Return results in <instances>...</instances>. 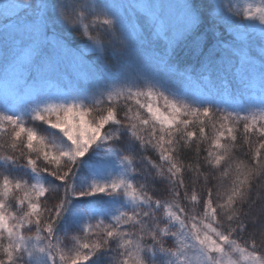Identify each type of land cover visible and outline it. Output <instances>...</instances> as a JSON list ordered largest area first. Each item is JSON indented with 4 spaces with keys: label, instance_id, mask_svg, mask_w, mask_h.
Masks as SVG:
<instances>
[{
    "label": "snow or ice",
    "instance_id": "1",
    "mask_svg": "<svg viewBox=\"0 0 264 264\" xmlns=\"http://www.w3.org/2000/svg\"><path fill=\"white\" fill-rule=\"evenodd\" d=\"M86 5L92 14L89 23L106 26L107 40L89 33L83 12L66 10L59 0L51 3L61 21L82 27V35L90 41L85 54L71 51L50 30L48 0L40 4L21 0L15 15H0V24L14 23L22 31L10 61L20 62L21 93L34 85L35 70L49 49L57 56L70 55L85 62L90 54L103 56L106 43L113 44L114 52H122L136 36L137 25L128 23L131 32L126 34L123 19L101 0H86ZM30 8H37L38 14L20 19ZM222 11L227 15L221 16ZM136 12L165 42L163 53L156 52V58L170 73H177L178 66L172 62L176 40L168 37L175 32L179 39L199 26L201 17L193 10V0H182L176 6L148 0ZM211 12L224 21L220 28L240 45L232 53L236 84L221 81L218 91L225 103L235 102L238 93L242 101L256 76L264 88V0L243 5L215 0ZM253 37L258 41L255 47L250 46ZM206 43V37L201 39L194 54L204 51ZM144 80L143 87L113 85L104 94V102L97 100L93 106L75 102L71 94H65L67 103L52 102L38 92L33 96L47 101L42 106H31L33 96L14 103L30 108L32 120L58 130L70 144L67 150L51 146L21 118L0 112V132L7 135L5 144H0L5 153L0 163L22 167L37 178L30 182L24 175L0 170V264H264V102H248L241 115L211 103L195 106L198 101L174 99L150 77ZM240 122L244 143L237 150L234 125ZM110 125L126 128L151 152L139 158L145 161L142 168L134 167L136 156L119 157L147 179L133 183L121 175L109 182L94 180L84 190L74 188L72 179L80 157L98 141L111 142L109 154L116 149L115 133L105 135ZM208 128L214 129L212 136ZM41 174L61 182L55 197L54 190L39 180ZM97 194L121 195L132 207L118 211L109 222L95 220L96 231L90 240L57 234L56 224L72 197ZM11 200H15V210L9 207ZM33 227L36 243L23 234ZM91 229L87 224L82 231L87 234Z\"/></svg>",
    "mask_w": 264,
    "mask_h": 264
},
{
    "label": "rangeland",
    "instance_id": "2",
    "mask_svg": "<svg viewBox=\"0 0 264 264\" xmlns=\"http://www.w3.org/2000/svg\"><path fill=\"white\" fill-rule=\"evenodd\" d=\"M101 2L105 3L114 14L123 19L125 23L122 27L126 30V34L131 32L128 23L137 25V34L130 40L128 47L122 52L116 53L112 50L113 44H105L106 52L103 56L90 54L87 56L85 62H82L79 58H72L70 55L57 56L54 50L49 49L45 53V59L40 62V66L35 70V76L33 77L34 85L23 88L22 93L23 81L21 79L20 62H10L12 54H14L20 44L22 31L13 23L0 33V112L21 118L27 126L33 127L39 134L43 135L51 146L63 150V143L55 129L48 127L43 122L32 120L30 108L24 109L14 103L25 101L38 92L40 97L49 96L52 102L67 103L68 98L65 94H71L75 102H80L85 106H93L97 100L101 101V103L104 102V94L113 85L143 87L145 76L150 77L161 91L174 99L184 100L187 103H193L194 100L198 101L195 106L211 103L212 107L224 108L225 111H240L241 115H243L247 109L248 102L256 104L264 102V88L260 87L258 76L255 77L251 92L246 91L243 93L242 101L240 100L239 93L237 94L236 101L233 103H225L224 98L220 96L218 89L221 81L228 80L234 85L236 84L233 75L236 58L232 53L240 45L238 42L233 41L229 34H226L219 28L222 21L219 17H214L210 9L207 10L200 5L198 6L200 10L193 8L195 12L201 13L208 23L211 22L215 29L220 30L222 35L220 37H224L222 42H220V46L224 50L225 67L229 73L228 76H224L222 79H217L216 77L212 79L207 75H195V77L188 71V68L179 67L176 63L179 69L177 73H170L164 67L162 62L156 58L155 53L158 51L163 53L165 42L155 36L150 23L145 20L143 15L136 12V9L141 8L148 0H101ZM151 2L166 6H176L182 0H151ZM184 2L187 3V0H184ZM235 2L243 5L244 3L256 4L259 1L235 0ZM36 3L40 4V0H36ZM14 6L8 5L7 9L11 10L1 15H15L20 10V6ZM210 7L212 9L211 5ZM36 9L30 8L26 14L32 13ZM171 10L174 13L176 11L175 7H172ZM221 16H225V14H221ZM74 28L76 27L74 26ZM50 30L57 37L62 32V36L69 37V41H72L70 37L72 38L73 35L81 36L83 41L77 42V47L70 46L63 40L65 45L73 52L85 54L86 49L90 46V41L82 35V30H79V28L73 29L72 33L70 32L71 35L68 33L69 31H66L67 29H65V33L59 31L56 27H51ZM180 38L177 39L175 32L168 37L169 40H176V42ZM257 42L256 37H253L250 46L255 47ZM181 72L187 75H182L180 74ZM174 93L175 95H173ZM7 101H12L13 103ZM46 102L42 98L33 96L31 106L33 108L38 105L42 106ZM238 125L241 128L243 127L242 122ZM118 130L119 133L120 131H124L125 134L123 136H125L120 137V139L119 137L117 138L116 149L112 154H109L107 148V145L111 143L110 141H98L83 157L79 158L76 164L78 166L75 168V174L72 179L74 188L84 190L94 180L97 182H109L121 175L133 183L139 181L137 172L130 170L127 163L121 162L119 158L124 154L134 156V151L131 150L132 144L130 147L125 144L133 138L126 128L121 126ZM118 130L116 128L115 132H118ZM3 137L4 133L0 132V142L3 140ZM3 154L5 153L0 149V155ZM135 156L137 160L134 167L138 168V163L141 162L139 158L142 155ZM41 164H43L42 161ZM0 170L24 175L30 182H34L37 179L30 171L22 167L13 168L10 165L0 163ZM39 180L45 183V187L54 190L52 192L53 197L57 195L56 190L60 187H55V184H53H58L55 178L41 174ZM19 195L23 197L22 192ZM71 200L70 207L64 212L65 215L63 214L59 218L56 224V232L62 236H75L82 240L93 238V234L96 231L95 220L99 219L109 222L118 211H127L132 207L126 197L118 194H113L112 196L97 194L92 197L73 196ZM8 203L10 209L15 210V200H11ZM90 211L92 212L91 216L88 215ZM87 224H91L92 229L90 233L86 234L83 233L82 229ZM34 229L33 227L32 230ZM31 233L32 231H23L25 237H28ZM89 264H92V262H89Z\"/></svg>",
    "mask_w": 264,
    "mask_h": 264
},
{
    "label": "trees",
    "instance_id": "3",
    "mask_svg": "<svg viewBox=\"0 0 264 264\" xmlns=\"http://www.w3.org/2000/svg\"><path fill=\"white\" fill-rule=\"evenodd\" d=\"M247 1H249V0H247ZM258 1L259 2H257L256 4H259L261 2V0H258ZM59 2L65 7L66 10H69V11L77 10V9L83 13L85 11H87L86 13H84V17H85L84 22L89 29V33L93 34V35L99 34L103 39H105V40L108 39L109 34L105 28L106 26L99 24V23H97V24L89 23V21L92 18V14L86 5V0H59ZM214 2H215L214 0H193V8L199 9L198 6L200 5L204 8H206L207 10H209V9L211 10L210 5L212 6ZM40 3H42V0H40ZM48 3L50 5V8H49V28L56 27L59 31H63L64 33H65V29H67L66 31H69L68 33L70 35H71L73 29L79 28V30L83 31L82 27L79 24L75 25L76 28H74V26H70V25L66 24L65 22L61 21L55 15V13L51 10L52 0H48ZM8 5H10L12 7H15L14 5L21 6V0H0V15L8 13V11L11 10V9H7ZM34 11H33L34 13L32 12L33 14L32 13H29V14L23 13L22 16L20 17V19H25L27 17H35L38 14L39 10L36 9ZM196 12L201 17L199 26L193 32H191L189 34H185L184 36H182L180 38V40H178L176 42L175 55H174L172 61L174 63H176L179 67L182 66V67L188 68V71L193 76H195V75L196 76H202V75L206 76L207 75V76L211 77L212 79H213V77H216L217 79H222V78H224V76H228V73H229L227 71V68L225 67L226 61H225V57H224V50H222L221 46H220V42H222V39L224 37H220V35H221L220 30L215 29L214 25L211 22L208 23L203 18V15L201 13H199L198 11H196ZM30 14H32V15H30ZM221 14H225V16L227 15V13H225L223 11L220 13V15ZM222 23H224V21H222L221 24ZM9 26H10V24H8L7 26L0 24V33L4 29H7V27H9ZM60 34L61 35L59 36V38L64 40L70 46L77 47L76 46L77 42L80 43L81 41H83V38L81 36H78V35H73L72 38L70 37V39L72 41H69V39H68L69 37L67 38L65 36H62V32H60ZM205 37L207 38V43L205 44L204 51L200 52L199 54H194L196 49L199 46L200 40L205 38ZM106 44H111V43H106ZM209 45L211 47H209ZM120 127L121 126H119V125L106 126L105 135L110 136V135H113V133H115L116 138H118V137H119V139H120V137L122 138L123 134H125V133H124V131H120V133H119L118 128L120 129ZM234 127L236 128L237 135H238V140L236 142V148L238 150L239 145L244 143L243 127L241 128V126H239V125L238 126L234 125ZM116 128H117L118 132H115ZM56 132L58 133V135H59V137L63 143V146H62L63 150H67L70 147L69 142L62 136L61 133H59L58 130H56ZM207 132H208L209 136H212L214 134V129L208 128ZM251 139L253 141H255L256 137L253 136V137H251ZM6 140H7V135H6V133H4L3 140H1L0 144H5ZM124 140H126V139H124ZM125 144L128 147H130L132 144L131 150L134 151V156L140 155V154L142 156H143V154L144 155L145 154L151 155L150 151H146L145 149H143L140 146L139 142L134 140V139H131V141L126 142ZM2 151H3V149H2ZM139 161H141V162L138 163V168H142V165H144L145 161H143L142 159H140ZM140 164H141V166H140ZM77 166L75 165V168ZM14 174H17V173H14ZM137 175H138L139 181H142V182L144 179L147 178L146 174H141V173L137 172ZM53 184H55V187L56 186L57 187L62 186L60 181H58V184L57 183H53ZM71 202H72V200H71ZM69 207L70 206H68V208ZM68 208H67V210H68ZM34 232H35V229L32 230L31 234L28 235V237H33L32 243H36V241L34 239V237H35Z\"/></svg>",
    "mask_w": 264,
    "mask_h": 264
}]
</instances>
